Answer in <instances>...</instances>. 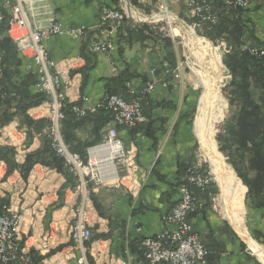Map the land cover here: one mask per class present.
<instances>
[{"label":"crops","instance_id":"1","mask_svg":"<svg viewBox=\"0 0 264 264\" xmlns=\"http://www.w3.org/2000/svg\"><path fill=\"white\" fill-rule=\"evenodd\" d=\"M9 1L15 3V0ZM112 1L45 0L34 4L31 12L27 11L29 21L37 27L56 21L67 29H85L80 40L59 36L45 41L49 58L56 68L62 71L70 67L68 77L72 86L66 92L67 103H79L80 97L88 98L91 103L99 102L106 96L107 79L116 77L125 68L132 75L126 84L129 92L142 90L153 79L166 83L165 88L156 85L144 98L145 123L129 131L118 129V136L132 159L128 187L125 183L112 188H94L91 184V189L87 187L104 217L97 214L90 194L85 197L82 192L76 193L69 183L66 186L64 176L55 170L36 165L23 180L17 171L5 177L6 165L0 161V198L9 200L5 212L18 218L16 232L20 248L23 252L35 251L43 257L39 264H77L81 251L80 246L70 239V228L74 208L81 204L85 205L92 218L91 238L92 235L109 234L107 239L92 240L88 247L85 244L89 241L83 243L82 247L93 264H147L130 250V244L153 237L164 229H173L162 222V217L169 213L173 203L176 204L177 183L185 176L183 169L190 165L201 170L198 166L203 159L198 154L200 150L196 147L199 141L193 129L194 111L200 99L198 91L192 85L189 74L181 67L178 79L165 80L162 75H156V70L166 66L165 50L159 42L146 41L143 45L134 43L130 46L123 42L118 44L115 34L97 28L101 10L114 7ZM117 1L128 15L134 13L127 12L124 0ZM141 1L149 4L150 7H147L152 10L164 8L176 17L187 18V0ZM2 2L4 7V0ZM241 19L248 30L244 38L246 41H264V0L243 11ZM120 26L130 27L131 24L127 21ZM20 33L13 27L7 35L13 41ZM94 40L112 42L114 50L107 55L89 54L88 46ZM19 56L22 60L21 73H34L29 54ZM175 58L177 66L176 55ZM82 69H85L84 74ZM27 115L34 121L46 119L45 102L29 109ZM30 132L32 135L28 140L26 127L17 119L0 129V146L15 150L17 164L24 161L26 154L40 148L41 135L32 130ZM75 136L81 141L89 140V127L76 131ZM217 195L209 201L195 195L201 200L203 210L188 218L193 231L199 234L202 244L209 251L207 264H262L250 251L245 237L221 213L216 202ZM245 209L246 227L251 234L256 231L263 236L257 240L262 244L264 209L254 210L248 199Z\"/></svg>","mask_w":264,"mask_h":264},{"label":"built area","instance_id":"2","mask_svg":"<svg viewBox=\"0 0 264 264\" xmlns=\"http://www.w3.org/2000/svg\"><path fill=\"white\" fill-rule=\"evenodd\" d=\"M45 0H15L11 4L4 0V8L8 10V30L16 27L21 31L20 35L13 39V43L19 54H29L34 66V74L38 77L36 91L48 97L45 102L49 127L47 137L50 145L59 156L69 171L77 177L76 193L82 192L89 196L88 186L94 188L109 185H123L124 180L131 176L132 159L130 153L124 148L118 136L116 127L129 131L137 125L146 122L142 102L160 84L166 87V83L153 79L140 91H130L131 100L126 101L118 95L105 96L97 103H91L86 97H80V102L72 106V112L79 118L87 114H94L103 110L110 114L111 123L106 129L99 144L86 150V157L72 153L62 140L60 125L64 119L62 108L67 102L66 92L72 86L68 77L70 67L58 70L56 64L49 58L45 41L52 37L67 36L73 40H80L84 33V27L64 28L56 21H50L45 27H37L29 21L28 12L36 3ZM260 0H223L226 9L247 10ZM28 5L27 9L25 8ZM187 18L192 21V27L201 29L205 25L216 26L218 16L213 0H187ZM131 16L123 11L103 8L101 10L97 28L107 33H116V29L125 19ZM2 16L0 14V22ZM264 44V41H262ZM241 51L251 57L264 58V47L243 44ZM114 50L112 42L94 40L88 46L89 54L107 55ZM153 74V73H152ZM171 78L178 79L180 65L175 69L165 71ZM191 168L184 183L177 186L178 199L169 213L162 217V222L173 229H164L153 237H145L140 240V249L147 264H206L208 250L202 244L200 236L193 231L189 216L200 211L202 204L196 200L188 188L189 185L204 191L212 183L209 172ZM122 175L119 181V175ZM109 176H115L114 180H106ZM128 187V186H125ZM70 228V239L80 246L81 255L76 259L77 264H90L83 243L90 241L92 218L84 204L74 208ZM18 218L3 214L0 216V264H34L29 252H23L20 248L16 232ZM98 243V242H96ZM44 249L46 247H43ZM87 249V248H86Z\"/></svg>","mask_w":264,"mask_h":264},{"label":"trees","instance_id":"3","mask_svg":"<svg viewBox=\"0 0 264 264\" xmlns=\"http://www.w3.org/2000/svg\"><path fill=\"white\" fill-rule=\"evenodd\" d=\"M112 2L114 7L110 9L123 13L118 1L113 0ZM129 2L133 7L140 8L145 13L150 14L151 8L139 5L138 0H129ZM213 3L218 16V24L210 29L205 25L199 35L212 42L223 40L234 47L232 49L233 52L224 56L223 63L231 75V81L228 86L231 96L230 104L237 110L231 122L225 127L224 136L219 138V143L221 142L219 151L225 155L227 163L232 167L237 178L247 188L246 199L250 201L251 208L254 210L264 209V58L251 57L240 49L241 45L246 43L262 47H264V44L257 41H255L256 43H250L244 39L248 30L246 23L241 19V13L245 10L226 9L223 6V0H213ZM0 14L2 16V21L0 22V129L12 120L17 119L21 125L26 127L28 140L32 135L30 130L35 134L41 135L40 148L26 154L21 164L15 162V150L13 148L0 146V161L6 165L5 177L17 171L20 177L26 180L32 168L40 165L53 169L64 176L66 186L69 183V187L74 188L77 178L51 148L50 140L47 137L49 121L46 119L34 121L27 115L29 109L46 102L48 97L35 90L38 77L34 73L22 74L20 71L22 60L13 41L7 35L10 17L3 7L2 0H0ZM127 21L130 22V20L125 19L122 25ZM184 21L188 25L192 24V21L188 18L184 19ZM152 28V25L140 23L133 27L125 26L123 28L119 26L115 33L116 43L123 42L130 46L134 43L143 45L146 41L159 42V35L153 32ZM163 41L166 66L156 70V75H162L163 79L169 80L171 77L166 75L165 71L175 69L176 58L170 39L164 37ZM83 56L86 58L85 55ZM81 73L84 74L85 69H82ZM131 78L132 75L129 73L128 68H125L116 77L107 79L106 96L118 95L126 101H130L131 96L126 84ZM73 105L75 104L67 102L63 104L62 113L64 114V119L60 125V132L69 150L85 158L86 150L101 142L106 129L111 123V117L108 112L100 110L94 114H87L85 117L79 118L72 112ZM85 127H89V140L81 141L75 136V132ZM189 167L190 165L183 169L184 180L188 170L191 169ZM184 180L178 182L177 186L184 183ZM91 187L90 185L89 189ZM188 188L200 203L202 202L196 197L197 194L203 196V198L205 197L208 201L211 197L218 194V188L215 183H211L204 191H200L191 185ZM89 194L97 214L100 217H104L95 197L91 193ZM8 204V198H0V216L6 214L5 209ZM173 206H175L174 203L171 209ZM200 210H203V204ZM252 235L256 240H260L263 237L256 231H253ZM107 238H109V234L92 235L91 240L85 244V247H88L92 240ZM140 240L135 243L132 242L131 246H129L130 250L139 259H144L143 252L140 249ZM261 242L264 244V239ZM29 253L34 264H39L43 259L35 251H30ZM208 257L209 251L206 264L208 263ZM88 260L90 264H93L91 259L88 258Z\"/></svg>","mask_w":264,"mask_h":264},{"label":"rangeland","instance_id":"4","mask_svg":"<svg viewBox=\"0 0 264 264\" xmlns=\"http://www.w3.org/2000/svg\"><path fill=\"white\" fill-rule=\"evenodd\" d=\"M145 1V0H144ZM149 1V0H148ZM147 1V2H148ZM139 5L142 6H149V4H143L142 1L140 2L139 0ZM150 7V6H149ZM225 8V7H224ZM132 13L131 18L128 19L130 20L131 26H136L137 24L141 23L142 21H149L151 22L150 24L153 26L152 31L156 32L159 35V43L163 44V38H169L171 41L172 49L175 55L178 58L179 65L182 69L184 70L187 74L190 76V80L192 82V85L195 87V89L198 91V97L201 98V95L204 91L202 85H201V77L198 69L196 68L198 66H206V58L211 57L214 61L215 66L217 67L219 71V81L217 84V93H216V98L213 103V119L210 123V135L211 139L213 142V145L215 149L222 155L225 163L230 166L227 161L226 157L223 153L219 151V138L224 136V131L225 127L227 126L228 123L231 122V119L235 116L237 110L236 108L231 105L230 100V92L228 90V86L231 81V75L229 73V70L225 67L223 63V58L225 55L233 52L232 49L234 48L233 46H230L228 43H226L223 40H218L216 42H212L208 40L205 37H202L199 35L201 33V28L195 29L191 25H188L185 23L184 19L179 18L182 20L188 27L189 30H192L196 38H191V39H186L184 36V33L180 31L179 27L174 23L171 22L167 19H161V15H164L166 17H169V15L174 18L173 14H171L169 11H167L164 8H158V9H151L150 14L145 13L143 10L140 8L133 7L132 8ZM176 17V16H175ZM153 20V21H152ZM140 21V22H138ZM148 24V25H150ZM214 26H209L207 25V28L210 29ZM202 39L204 41H207L208 44H203L200 43L199 40L197 39ZM151 42V41H150ZM157 43V42H156ZM262 43V42H261ZM197 63V65H196ZM181 73L179 74L180 78ZM153 81V80H152ZM198 106V104H197ZM194 116H193V129L195 125V117L197 116V110L194 111ZM48 120V118H46ZM49 121V120H48ZM110 126V125H109ZM117 131L121 127H116ZM122 129V128H121ZM61 134V132H60ZM62 137V136H61ZM197 137V136H196ZM63 140V139H62ZM198 140V138H197ZM199 141V140H198ZM201 144L198 143L197 149L199 148L200 152H198L199 155L202 156L203 161L201 164L198 166L200 167V173L204 172H209L212 178V183H215L216 186L218 187V183L215 180V176L213 174V168L206 157V155L203 153L201 147ZM206 153V152H205ZM76 154V153H75ZM231 167V166H230ZM232 168V167H231ZM233 170V169H232ZM234 172V170H233ZM235 174V172H234ZM119 175V181H121L122 175ZM236 176V174H235ZM77 178V177H76ZM237 178V176H236ZM238 184L240 185V189L243 190L244 192L234 198L233 200L231 199L229 209H230V216L226 213L225 210V205L222 200V192L220 189V186L218 187V195L216 197V202L218 207L221 210V213L226 215L230 221V223L234 226L235 230L239 232L240 235H242L248 245L250 251L254 254L255 257L258 258V260L261 262L259 255L256 253L255 250L251 247V243H255L259 247V251L261 254L264 256V245L259 243L253 235L249 232V230L246 227V216H245V202H246V187L243 185V183L237 178ZM130 182L129 180H124L123 183L128 186V183ZM90 186V184H89ZM88 186V187H89ZM122 186V184H121ZM104 188H112L115 187V185H109L108 187L106 186H100ZM96 188V187H95ZM262 263V262H261ZM263 264V263H262Z\"/></svg>","mask_w":264,"mask_h":264},{"label":"bare ground","instance_id":"5","mask_svg":"<svg viewBox=\"0 0 264 264\" xmlns=\"http://www.w3.org/2000/svg\"><path fill=\"white\" fill-rule=\"evenodd\" d=\"M161 19H167L171 21L173 18L165 14L161 15ZM153 21V20H152ZM185 38H196L192 30L185 32ZM198 39V37H197ZM200 43L208 44L207 41L198 39ZM206 66H198L197 69L201 77V85L204 89L201 98L198 102L197 116L195 117V133L196 136L206 152L207 158L213 168V174L215 180L220 186L222 192V200L225 205V210L228 216H230V201L240 196L244 191L240 189L237 178L230 166H228L222 155L215 149L211 135H210V123L213 119V103L216 98L217 84L219 81V71L214 64L211 57L206 58ZM115 176H109L106 180H114ZM251 247L259 255L261 262L264 264V256L259 251V247L255 243H251Z\"/></svg>","mask_w":264,"mask_h":264},{"label":"water","instance_id":"6","mask_svg":"<svg viewBox=\"0 0 264 264\" xmlns=\"http://www.w3.org/2000/svg\"><path fill=\"white\" fill-rule=\"evenodd\" d=\"M124 1L126 3L127 12L131 13L133 10H132V6H131L129 0H124ZM173 17L174 18L171 20V22H174L179 27L180 31H182V33H184V36H185V32L187 30H189V27L182 20H180L179 18H177L175 16H173ZM138 22H140V21H138ZM150 23L151 22H149V21H142L141 22V24H150ZM198 143L200 144V142H198ZM200 147H201L203 153L206 155V153H205V151H204V149L202 148L201 145H200ZM206 157H207V155H206Z\"/></svg>","mask_w":264,"mask_h":264}]
</instances>
